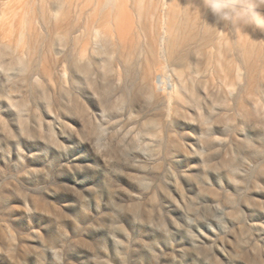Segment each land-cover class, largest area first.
I'll list each match as a JSON object with an SVG mask.
<instances>
[{
    "label": "rangeland",
    "instance_id": "obj_1",
    "mask_svg": "<svg viewBox=\"0 0 264 264\" xmlns=\"http://www.w3.org/2000/svg\"><path fill=\"white\" fill-rule=\"evenodd\" d=\"M138 1L75 68L66 0H0V264H264V33L205 65L214 28L181 7L163 52Z\"/></svg>",
    "mask_w": 264,
    "mask_h": 264
},
{
    "label": "bare ground",
    "instance_id": "obj_2",
    "mask_svg": "<svg viewBox=\"0 0 264 264\" xmlns=\"http://www.w3.org/2000/svg\"><path fill=\"white\" fill-rule=\"evenodd\" d=\"M143 1L139 0L135 3L137 4L136 7L139 12L143 9ZM149 2V7L151 8L147 16L154 19L156 28V37H152L153 39L149 38L151 40L149 42L150 47L160 48L159 50L164 52L167 47H174L176 45L172 29L176 21V13L181 7H184L187 15L195 17L197 23L203 25L204 28L206 27L211 30L214 28L215 31L212 30L215 32L214 35L213 32L211 34V32L208 33L205 30L209 35L211 34L214 37L217 35L212 39L210 37L206 44L204 41V46L208 53L205 55V52L204 58L201 57L202 61H200L205 65H227L231 61L233 62V57L230 56L232 52H229L230 49L227 48L232 46V44L229 46V43L234 44L236 42L237 44L239 42L238 45L241 46L240 41L234 40L235 38L237 39V37L240 38L243 36V39L247 40L248 38L246 39L245 37L251 33L255 35H257L256 33L259 34V32L264 33V0H213L214 3L219 5L217 10L220 13H213L206 6L207 0H149ZM66 3L67 34L72 67L76 68L77 62L80 61L82 63L85 59L91 33L96 34L97 29L100 27L105 28L107 31H110L112 28L115 29L119 36V44L122 48H133L137 45L138 42L136 41V37H134L135 33L133 34L134 27L130 22V16L125 17L122 13V19L119 22L114 18V12L120 9L118 3L117 5L115 4L116 0H66ZM120 3L122 2L120 1ZM136 7L134 8L136 9ZM235 35L236 37H234ZM218 36L222 37L220 38L221 41L218 40ZM228 38H233V40H229ZM238 49H240V51L238 50L239 52L245 51L242 47ZM245 52L248 53V51ZM259 52L260 58H258L260 62L264 63V47ZM241 53L246 58L248 57L247 53ZM243 55L241 57H244ZM81 69L82 71L86 70L84 67ZM159 69H162V67Z\"/></svg>",
    "mask_w": 264,
    "mask_h": 264
},
{
    "label": "clouds",
    "instance_id": "obj_3",
    "mask_svg": "<svg viewBox=\"0 0 264 264\" xmlns=\"http://www.w3.org/2000/svg\"><path fill=\"white\" fill-rule=\"evenodd\" d=\"M206 6L213 12V13H220L217 9L219 8V5L214 3L213 0H207Z\"/></svg>",
    "mask_w": 264,
    "mask_h": 264
}]
</instances>
